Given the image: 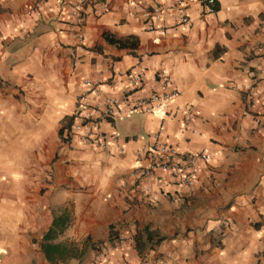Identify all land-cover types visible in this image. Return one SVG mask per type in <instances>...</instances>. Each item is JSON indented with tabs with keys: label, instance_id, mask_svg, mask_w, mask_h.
<instances>
[{
	"label": "crops",
	"instance_id": "crops-1",
	"mask_svg": "<svg viewBox=\"0 0 264 264\" xmlns=\"http://www.w3.org/2000/svg\"><path fill=\"white\" fill-rule=\"evenodd\" d=\"M75 1L33 10L31 0H0V264H48L38 242L66 206L70 223L59 238L79 244L62 264H91L93 248L105 244L103 264H264V0H214L213 14L185 0L186 25L176 21L175 0H90L72 28ZM149 7L166 12L165 34L145 31L138 12ZM103 32L136 37L137 47L109 46ZM137 72L129 102L169 90L177 97L150 113L101 120L97 131L115 133L117 148L66 137L83 79L99 83L103 104ZM158 130L177 152L209 161L188 187L156 172L149 203L116 180L146 165L133 153ZM145 227L164 240L138 254L133 236Z\"/></svg>",
	"mask_w": 264,
	"mask_h": 264
},
{
	"label": "built area",
	"instance_id": "built-area-1",
	"mask_svg": "<svg viewBox=\"0 0 264 264\" xmlns=\"http://www.w3.org/2000/svg\"><path fill=\"white\" fill-rule=\"evenodd\" d=\"M105 1V0H104ZM45 0H31V9L35 10L42 5ZM90 0H76L69 7L68 27H80L83 23V15L80 11L81 6L89 4ZM185 0H175L176 21L180 25L188 24V17L181 12ZM205 14L214 13V0H201ZM105 6V5H103ZM166 12L158 7L142 8L138 12L139 18L143 21L145 31L150 34L163 35L166 28L161 24ZM76 37L82 41L81 34ZM121 74L115 71L109 79L108 87L116 86V78ZM141 73L126 74L128 87L123 89L120 96L110 97L103 104L100 102V85L89 79L82 80V91L76 97L75 109L71 116L70 125L66 133L67 138L78 140L82 144L94 146L99 150H106L108 146L119 145V138L115 133L104 134L97 131L98 123L101 120H114L127 116L133 111L140 110L144 113L152 112L162 103H167L177 97L175 90L162 92L159 95H150L145 98H139L129 102V97L133 87L139 83ZM157 77L163 84H168V76L159 73ZM248 94V103L251 106L256 96V90L253 85L246 88ZM123 103L124 108L119 105ZM182 125L187 128L192 120V112L185 109L181 116ZM160 130L151 136V142L145 147L135 150L133 153L136 161H145V166H136L131 168L126 174L118 178L116 183L121 186L130 187L140 191V194L149 203H155L157 196L152 188V178L156 172H164L170 177L177 186H191L200 164H206L209 161V155L198 153H180L175 150L166 141L160 138ZM193 132V131H192ZM120 149V148H119ZM110 240V239H109ZM111 244V243H110ZM108 245H99L93 248L91 264H103Z\"/></svg>",
	"mask_w": 264,
	"mask_h": 264
},
{
	"label": "trees",
	"instance_id": "trees-1",
	"mask_svg": "<svg viewBox=\"0 0 264 264\" xmlns=\"http://www.w3.org/2000/svg\"><path fill=\"white\" fill-rule=\"evenodd\" d=\"M218 10V5L214 4V12ZM102 41L119 50H128L131 53L136 49L138 41L136 37L127 36L124 38H116L113 35L103 32L101 34ZM69 120V119H68ZM66 120V124L68 123ZM70 215L67 206L64 207L59 214L53 215L52 221L48 229L42 234L38 247L45 261L48 264H62L69 255H78L77 250L73 246L59 241V237L69 226ZM111 237L109 236V239ZM164 238L159 237L156 231L143 228L137 231L133 236V242L138 254L146 249H152L157 246Z\"/></svg>",
	"mask_w": 264,
	"mask_h": 264
},
{
	"label": "rangeland",
	"instance_id": "rangeland-1",
	"mask_svg": "<svg viewBox=\"0 0 264 264\" xmlns=\"http://www.w3.org/2000/svg\"><path fill=\"white\" fill-rule=\"evenodd\" d=\"M262 171H263V168L261 169V172H262ZM2 185H3V182H0V186H2ZM13 187H14V186H13ZM13 187H10V189L13 188ZM59 210H60V209H57V211H59ZM59 240L62 241V242H65V243H67V244H70V242H67V240H64V239L61 240L60 238H59ZM71 243H74L76 246L79 244V242H71ZM76 246L73 247V249L76 248Z\"/></svg>",
	"mask_w": 264,
	"mask_h": 264
}]
</instances>
